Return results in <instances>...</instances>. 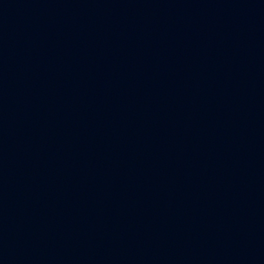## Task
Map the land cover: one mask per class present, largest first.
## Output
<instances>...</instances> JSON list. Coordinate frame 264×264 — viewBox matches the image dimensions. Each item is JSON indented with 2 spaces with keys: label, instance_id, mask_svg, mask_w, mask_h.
Masks as SVG:
<instances>
[{
  "label": "water",
  "instance_id": "1",
  "mask_svg": "<svg viewBox=\"0 0 264 264\" xmlns=\"http://www.w3.org/2000/svg\"><path fill=\"white\" fill-rule=\"evenodd\" d=\"M0 264H43L0 236Z\"/></svg>",
  "mask_w": 264,
  "mask_h": 264
}]
</instances>
